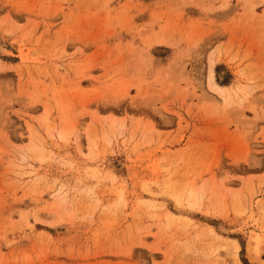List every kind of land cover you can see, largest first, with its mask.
<instances>
[{
    "label": "rangeland",
    "instance_id": "rangeland-1",
    "mask_svg": "<svg viewBox=\"0 0 264 264\" xmlns=\"http://www.w3.org/2000/svg\"><path fill=\"white\" fill-rule=\"evenodd\" d=\"M257 2L0 0V264H264Z\"/></svg>",
    "mask_w": 264,
    "mask_h": 264
},
{
    "label": "bare ground",
    "instance_id": "bare-ground-1",
    "mask_svg": "<svg viewBox=\"0 0 264 264\" xmlns=\"http://www.w3.org/2000/svg\"><path fill=\"white\" fill-rule=\"evenodd\" d=\"M247 2V1H246ZM245 2V3H246ZM248 3V2H247ZM257 3H264V0H258V2ZM259 5V4H258ZM247 6V5H246ZM250 6L252 7V5L250 4ZM7 53H8V50L6 51L5 50V46L2 44V42L0 41V55L1 56H6L7 55ZM177 57V56H176ZM175 60H176V58H175ZM170 68V67H169Z\"/></svg>",
    "mask_w": 264,
    "mask_h": 264
},
{
    "label": "crops",
    "instance_id": "crops-1",
    "mask_svg": "<svg viewBox=\"0 0 264 264\" xmlns=\"http://www.w3.org/2000/svg\"><path fill=\"white\" fill-rule=\"evenodd\" d=\"M235 2V1H234Z\"/></svg>",
    "mask_w": 264,
    "mask_h": 264
}]
</instances>
